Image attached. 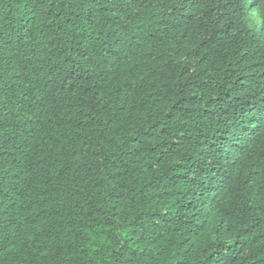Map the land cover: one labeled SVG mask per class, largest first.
I'll return each mask as SVG.
<instances>
[{
    "label": "trees",
    "instance_id": "trees-1",
    "mask_svg": "<svg viewBox=\"0 0 264 264\" xmlns=\"http://www.w3.org/2000/svg\"><path fill=\"white\" fill-rule=\"evenodd\" d=\"M0 264H264V0H0Z\"/></svg>",
    "mask_w": 264,
    "mask_h": 264
},
{
    "label": "rangeland",
    "instance_id": "rangeland-1",
    "mask_svg": "<svg viewBox=\"0 0 264 264\" xmlns=\"http://www.w3.org/2000/svg\"><path fill=\"white\" fill-rule=\"evenodd\" d=\"M251 26L256 30H259L261 27V21L256 13H252V23Z\"/></svg>",
    "mask_w": 264,
    "mask_h": 264
}]
</instances>
